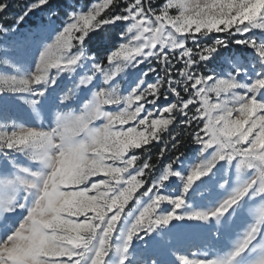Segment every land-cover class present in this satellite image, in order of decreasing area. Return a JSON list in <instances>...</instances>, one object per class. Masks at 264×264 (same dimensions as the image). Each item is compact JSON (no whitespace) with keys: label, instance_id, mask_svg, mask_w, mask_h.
Returning <instances> with one entry per match:
<instances>
[{"label":"clouds","instance_id":"1","mask_svg":"<svg viewBox=\"0 0 264 264\" xmlns=\"http://www.w3.org/2000/svg\"><path fill=\"white\" fill-rule=\"evenodd\" d=\"M246 4L250 10L237 15L235 11L229 10L230 0H166L159 14L152 10V16H143L140 20L133 17L134 23L120 33L121 41L107 54L108 63L112 67L110 76L109 70L105 72L106 80H111L130 65L135 67L145 60L151 64L152 60L149 58L164 66L171 62L169 53L175 55L176 51L184 49L180 53L181 57L188 55L191 49L185 47L186 43L198 37H209L211 33H227L228 37H231L233 28L242 34L251 32L252 29H264V0H246ZM118 19L119 16L113 17L112 20H100L95 31H106L107 27ZM244 25L247 27H242ZM130 32H135V35H129ZM86 36L88 33L78 38L83 45L79 55L85 57L88 56V46L84 43ZM251 39L257 50L264 52V43L257 44L255 39ZM218 41L226 43L225 39L215 38L211 44ZM238 43L243 44L241 41ZM70 50L66 45H61L51 51L48 55L51 63L43 71L50 72L52 69L61 68L60 61ZM113 54H119L115 62ZM78 58L79 56L75 59ZM75 59L63 64V67H68ZM193 63L197 61L189 59V68ZM96 67L99 68V65ZM37 71L36 68L35 72ZM148 71L155 72V66ZM240 71L237 67V73ZM167 72L170 73L171 68H168ZM33 74L20 79L30 82L28 87H20V90L26 91L47 81L46 78L37 79ZM181 75L187 77L183 81L185 85L192 78L188 75V69H181ZM212 79V76L205 77V87L199 89L195 95L201 101L196 111L201 117H208L204 127L212 134V140L205 142V148L211 147L212 143L219 145L215 160L220 158L222 149L234 147L247 139L251 129L246 131L249 120L244 119L245 113H249L250 117L255 116L258 111L264 110V104H259L253 97H249L248 92L235 91L240 87L253 89L258 82L242 86L237 82L236 76L230 74V81L219 78L215 83L207 84V81ZM171 80L169 77V87ZM144 82L141 78L126 95L121 94L119 84L101 88L91 101L85 103L89 107L79 115L84 117L82 121L69 123L62 119L64 112L56 111L54 126L30 138L26 146L20 149L24 151L27 148V155L32 161L39 162L40 168L33 172L31 177L20 181L23 197L0 208V221L4 220L6 212L27 209L26 215L18 226L12 228L14 231L8 234L4 244H14L18 240L33 246L44 243L50 250H63L67 254L78 255L80 259L75 261V264H80L81 260L89 264V253H93L90 264H104L110 240L122 214L134 199L139 203L137 193L147 182L144 177L145 169L149 168L148 162L138 163L140 156L131 153L150 144L152 140H159L161 133L166 132L169 125L176 120L177 114L184 113L188 104L193 103L191 99L183 101L177 89L172 88L171 91L179 97L177 102L164 108L158 117H154V110H148V114L141 118L146 104H154L159 99L164 87V77L160 76L155 83H148L147 87L142 88ZM192 87L194 88L195 84ZM184 91H188L187 87ZM164 95L167 97V92ZM149 97L153 99L150 100ZM250 102L252 108H248ZM109 105L116 106V110H106L105 106ZM164 113L168 115L165 116ZM101 119L103 123L97 124ZM260 120L264 123V117H260ZM256 142L264 147V127L261 128ZM98 176L103 179L95 180L88 188L81 187ZM90 192L95 194L89 196ZM148 192H151V188ZM81 194L88 202L81 199ZM30 197L33 199L31 204H28ZM34 212L42 218L34 219ZM139 219L140 216L135 222ZM29 222L37 228L26 229L25 233L18 237L21 228ZM135 222L131 225L127 240ZM253 230L256 232V227H253ZM29 231L32 235H28Z\"/></svg>","mask_w":264,"mask_h":264},{"label":"rangeland","instance_id":"2","mask_svg":"<svg viewBox=\"0 0 264 264\" xmlns=\"http://www.w3.org/2000/svg\"><path fill=\"white\" fill-rule=\"evenodd\" d=\"M230 2L233 5L238 2L243 12L250 10L248 6L245 7L246 0H230ZM86 6L80 4L70 10L61 22L51 19L50 14H47L48 20L37 27H3L6 30L0 31V81L20 80L33 74L41 53L47 45L54 43L58 33L66 26L69 14L85 9ZM121 22L124 23L126 30L128 21H117L114 24ZM215 34H223V36L216 37ZM250 34L258 43H264V29H252ZM248 37L249 34L233 33L228 37L227 33H211L209 37H198L197 43L189 40L188 46L196 50L200 48L197 47L198 44L200 46L211 44L215 38L226 41L222 48H218L215 54L201 62L195 70L212 76L213 80L228 79L232 74L242 86L254 83L255 79L264 73L262 70L264 57H261L259 51L251 45L238 43L242 39L247 40ZM208 38L212 39L211 43L205 42ZM232 39L234 43H230ZM169 58L171 62L164 66L155 59L149 58L152 60L151 64L145 60L135 67L130 65L111 80H106V73L96 70L95 63L102 62L107 67V62L88 52V56H82L75 65L68 67L62 65L59 69H52L47 81L34 85L29 90H20L17 85L0 84L3 88V91H0V132L10 133L18 131L21 127L48 130L54 126L56 111L64 112L62 119L73 123L77 120L76 117L85 112V103L91 101L101 88H110L119 84L121 94L126 95L141 78L146 83H154L157 77L163 76L164 87L161 89L156 106L146 104V108L156 112L157 108L177 102L174 94L168 93L170 76L167 69L171 68L172 79H180L177 69L182 68L183 63H177L176 56L172 53H169ZM169 64L172 67H169ZM154 66L155 72L148 71ZM237 67L241 69L239 73ZM108 74H111V70ZM178 87L182 89L183 85ZM235 91L246 92L247 89L240 87ZM166 92L167 97L164 95ZM64 95H68L69 99L63 100ZM256 95L260 101H264V90H260ZM184 96L186 97L183 98L187 99L189 93H185ZM215 99L213 95V100ZM32 101H35V104ZM199 106V103L189 106V113L192 110L194 113L195 108ZM105 109L113 111L116 110V106H105ZM179 116L182 114H177V118ZM96 123H103V120H98ZM135 150L131 154H135ZM218 150L219 145L205 148L203 144L198 143L196 153L187 158H180L171 164V169L168 164L154 177L152 171L148 172L144 177L147 182L137 193L139 203L136 199L130 202L118 222L110 240L105 264H183V258L190 261H205L206 264L210 261L225 264L232 258L233 253L253 227L257 229L253 239L245 251L232 260V264L264 262V217L261 216V210L264 209V192L259 190V181L228 211L218 216H209L207 219L193 216L195 212L215 211L225 200L236 195L238 190L259 174L258 167L248 168L241 165L239 158L214 160ZM27 152V148L20 151L0 147V208L20 200L24 195L20 181L31 177L32 173L40 168L39 162L32 161ZM197 167L205 174L189 186L187 177ZM169 171L172 175L165 180L164 176ZM149 188L154 190L148 192ZM94 194V192L88 193L89 196ZM157 194L169 199L160 203L156 215L164 216L175 211L176 216L167 224L154 225L151 231L144 230L137 233L131 241H128L127 234L131 225L140 212L152 203ZM176 198L184 200L180 208L175 207ZM32 199L29 198L28 204H31ZM26 213V208L4 213V220L0 221V235L18 226ZM125 244L128 245L127 250ZM92 255L93 253H89L88 257Z\"/></svg>","mask_w":264,"mask_h":264},{"label":"snow or ice","instance_id":"3","mask_svg":"<svg viewBox=\"0 0 264 264\" xmlns=\"http://www.w3.org/2000/svg\"><path fill=\"white\" fill-rule=\"evenodd\" d=\"M47 3L48 0H35V3L31 4L21 16L17 17V22L23 20L24 15H27L28 11L35 9L36 7H43ZM7 7H8V3H6L5 0H0V13H3ZM245 7H247V4L245 5ZM152 10H154L155 13L159 14L162 11V6L159 8L153 7L150 3V0L147 3L146 0H139V3H137V0H124L123 3H121V0H118V2L117 0H111V3H109V0H99L98 3H92L90 7L87 5L85 9H82L80 11H73L72 13L69 14L68 22L66 23V26L63 28L61 32L58 33L54 43L47 45L45 50L41 53L39 58V63L37 65L38 71L35 72L33 76L37 79H42V80L45 78L46 79L49 78L50 72L43 71V69L47 68L51 63L48 60V55L51 51L55 50L58 46L61 45H66L71 50L67 52L66 56L62 61H60V63L62 65L68 64L69 61H72L77 56H79V58L75 59V62L70 65L77 64L81 60L82 56H80L79 53L83 49V45L80 43L78 38L84 36V33H88V36L84 37V43L86 44V41L88 38H90L91 34L100 32V31H95L96 24L100 20H104V19L112 20L113 17L119 16L120 19L115 21L117 22V21H122L124 20L123 19L124 17H127L128 19L124 21H128L129 25H132L134 23L133 17L135 18V20H140L141 17L143 16H152L153 15ZM229 10L235 11L237 15L243 12L242 7L238 2L235 5L231 3ZM242 27H247V25H244ZM5 30L6 29L0 26V31H5ZM232 32L236 34H242L241 32H237L234 28L232 29ZM244 34H249L248 39L247 40L242 39L240 41L243 42V44L245 45H251L254 49L257 50L256 46L252 42L250 32ZM129 35H135V32H130ZM101 39H103V37H101ZM192 41L194 43H197L196 40H192ZM67 42H70V44H67ZM224 43H225L224 41H218L216 43L211 44V46L201 45L199 50L189 47L188 43H186L185 47L191 49V52L183 57H181L180 53L183 52L184 49H179L178 51H176L175 56L178 61L177 63L182 62L183 67L177 69V74L180 77V79H172L170 82L171 86L168 88V93L174 94L176 99L179 100V97H177L176 94L171 91V89L176 88L178 91V85H183L182 89L184 91V88L187 87L188 91L187 92L184 91L185 93H189V97L187 99H184L181 96L180 91L178 92L180 93V96L183 98V101H187L191 99L193 100V103L188 104V107L184 109V113H182V115L187 117V119L185 120V124L188 125H191L193 121L196 120L204 121L203 128L200 130V132L195 133L196 142L203 144L204 147H205V142H209L212 140L211 132H209L208 128L204 127L205 121L208 119V117L207 116L201 117L200 113L196 111V109L199 108L200 106L196 107L195 112L191 116H189V106L194 105L196 103H199L200 105L201 101L197 98L195 93L199 89L205 87L204 78L207 77L208 75L205 74L201 75V73L195 69H197V67L201 64V62L206 61L208 57L215 54L218 48H222L224 46ZM256 43L259 44L257 41ZM213 49H216V51H213ZM259 54L261 57H264V52L259 51ZM117 55L119 54H113V62H115ZM105 59L107 62V67L102 62H96L95 63L96 70L102 72H106V70H110L112 65H109L108 57H106ZM189 59L193 61H197V63H193L190 68L188 65ZM97 65H99V68L96 67ZM169 67H172V65L169 64ZM181 69H188V75L192 77L190 80L187 81L186 85L183 84V81L187 79V77L181 75ZM168 74L170 77H172V72ZM198 78H199V82H197ZM89 79H91V77H89ZM157 79H159V77H157ZM228 79L230 81V78ZM216 80L217 79L215 80L212 79L211 81H207V84L211 85L215 83ZM177 81H179L180 83H177ZM255 82H258L257 86L254 87L253 89H249L245 87L247 89L246 92H248L249 97H253L255 101H257L259 104H264V101H260L256 95V93H258L260 90H264V86H261L264 85V73H261V75L255 79ZM81 83H86V81H81ZM0 84H7L8 86L17 85L19 87H28L30 85V82L27 80L11 79V80L0 81ZM193 84H195L194 88L192 87ZM147 85L148 83L144 82V84L141 87L142 88L147 87ZM250 85H253V83ZM0 91H3L2 87H0ZM201 95H203V93H201ZM212 95L215 96L214 93ZM68 99L69 96L63 97V100H68ZM158 100L159 99H157L154 104H151V106L155 107ZM183 101H181V106ZM32 103L35 104V101H32ZM168 106L157 108V111L154 113V117L160 116L161 111ZM88 107L89 106L85 105V111H87ZM252 107L253 105L250 102L248 108H252ZM148 110L149 108H145L143 115L141 114V118L144 115L148 114ZM201 111H203V109H201ZM165 114L168 115V113H164V115ZM260 117H264V110L258 111L255 114V116H251V117L249 113H245L244 119L249 120V124L247 125L246 131L247 129H251L250 134L248 135L245 141L236 144L234 147H226L222 149L219 158L220 160H223L225 158H227L228 160L239 158L241 165H245L248 168L258 167L259 168L258 176H256L248 183H246L242 189L237 191L236 195L225 200L224 203L215 211L210 213L195 212L193 213V216L197 218L207 219L209 216H218L228 211L233 205H236L238 201L249 192L250 189H253V187L257 184V181H259L260 192H264V147H261L260 144L256 142L258 134L261 131V128L264 127V123L261 122ZM76 119L82 121L84 117L78 116L76 117ZM41 133L42 130L33 129V128H24V127H21L18 131H13L10 133L0 132V142H3L2 144H0V146L7 147L9 149L20 150L26 146L30 138L40 135ZM201 133H203V135H201ZM213 145H218V144L212 143V146ZM148 164H149V168L145 169V173H146L145 177L147 176L149 170L153 167L151 163L148 162ZM169 169H171V164H169ZM204 174L205 173L202 172L199 167L195 168L191 172V174L188 175L187 184L190 186L193 183V181H196L199 177H201ZM169 175H172L171 171H169L168 174L164 176V179L167 180ZM93 178L90 179L87 182V184L82 185V187L88 188L92 185V183L95 180L103 179V177H93ZM153 190L154 188L151 189V191ZM185 191H187V188H185ZM81 199L84 200L85 202H88L86 200V197L83 196V194H81ZM168 199H169L168 197L159 194L155 196L152 203H150L147 207L143 209L142 214L140 212L139 214L140 219L136 220L135 224L133 225L132 231L128 237V241H131L133 237L141 231L144 230L151 231L154 225L167 224L176 216L175 211L164 216L156 215L160 203ZM183 203H184L183 198H176L174 200V204L176 208H180ZM38 211L39 209H37V212ZM37 212L33 213V218L34 219L42 218L37 216ZM113 214L114 213H110V215ZM261 216L264 217V209L261 210ZM36 228L37 226L35 224L31 222L26 223L21 228V231L20 233L17 234V236L19 237L23 235L26 229L35 230ZM12 231H14V229L7 230L4 232L3 235H0V264H64L65 261L67 262V264H75V261L80 259L78 255L67 254L63 250L61 251H55L54 249L50 250V247L44 243H37L33 246L31 243L25 244L23 241L18 240L14 244H4V241L7 239L8 234ZM254 233L255 231L252 228V230L248 233L247 237L243 240L240 246L233 253L232 258H230L227 262H225V264H232V260L235 257L241 255L245 251L250 241L253 239ZM28 235H32V232L29 231ZM127 247L128 245L125 244V250H127ZM105 257H104V264H105ZM89 260H91V257H89ZM80 264H88V262L81 260ZM183 264H206V262L190 261L187 258H183ZM207 264H217V262L210 261L207 262ZM262 264H264V262H262Z\"/></svg>","mask_w":264,"mask_h":264},{"label":"trees","instance_id":"4","mask_svg":"<svg viewBox=\"0 0 264 264\" xmlns=\"http://www.w3.org/2000/svg\"><path fill=\"white\" fill-rule=\"evenodd\" d=\"M96 1L99 0H48L46 5L28 11L23 20L17 22V17L35 3V0H5L8 7L3 13H0V26L5 28L37 27L48 20L47 14H50L51 19L61 22L63 18L67 17L70 10L80 4L91 5ZM123 2L124 0H121V3ZM147 2L149 0H146ZM165 2L166 0H150L151 5L156 8ZM123 30L124 23L121 22L109 25L106 31L91 34L86 41L88 52L95 53V56L106 61L107 54L115 49L121 41L120 33ZM215 36L219 37L223 34H215ZM211 41V38L205 40L206 43H211ZM230 43H234V40L232 39ZM178 91L181 92L182 97H186L181 88L178 87ZM192 114L193 110L189 116ZM186 119L187 117L184 115L179 116L166 132L161 133L159 140H152L150 144L135 150V154L140 156L138 163L142 164L147 161L153 165L149 170V172L152 171V177L156 176L168 164H173L180 158H187L197 152L198 142H196L195 133L200 132L203 128V121L196 120L188 125L184 123Z\"/></svg>","mask_w":264,"mask_h":264}]
</instances>
